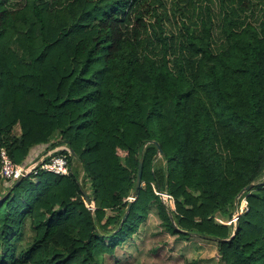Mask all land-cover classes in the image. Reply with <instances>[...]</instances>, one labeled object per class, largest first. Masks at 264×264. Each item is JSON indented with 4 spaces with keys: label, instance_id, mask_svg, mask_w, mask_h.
<instances>
[{
    "label": "trees",
    "instance_id": "16d2710c",
    "mask_svg": "<svg viewBox=\"0 0 264 264\" xmlns=\"http://www.w3.org/2000/svg\"><path fill=\"white\" fill-rule=\"evenodd\" d=\"M9 1L0 148L18 166L61 146L76 158L57 151L68 175L1 180L0 264H103L151 211L180 240L214 241L219 264H264V26L239 20L234 0H218L217 39L207 6L183 17L201 0H172L176 33L164 27L166 0ZM236 211L233 234L218 217ZM26 228L31 243L14 246Z\"/></svg>",
    "mask_w": 264,
    "mask_h": 264
},
{
    "label": "rangeland",
    "instance_id": "374dc122",
    "mask_svg": "<svg viewBox=\"0 0 264 264\" xmlns=\"http://www.w3.org/2000/svg\"><path fill=\"white\" fill-rule=\"evenodd\" d=\"M201 0L197 4L196 10L184 13L183 17L197 21L199 7L207 6L209 8V17L213 20V34L217 39L219 37V23L221 22L222 10L218 0ZM18 0H10V5H15ZM165 7L168 19L164 20V27L167 33H176L178 31L179 15L174 18L171 10L172 0H166ZM233 6L237 13V18L245 23H249L257 29L264 26V0H234ZM188 23V20H186ZM19 133V128L16 127ZM73 169L79 172V182L82 180V168L74 162ZM1 184V179H0ZM87 195L89 192V184H87ZM4 189L0 185V193ZM240 205L247 207L245 200H241ZM91 207L94 211L93 203ZM172 209V208H171ZM240 214V213H239ZM238 212H234L231 220L225 216L218 217V221L223 224L235 226ZM33 238V233L28 229H24L22 234L14 241L16 247H27ZM103 264H219L217 246L214 241L191 236L187 240H180L176 236L170 235L155 212L151 211L147 218L140 224L139 229L130 240L119 246L113 256H104Z\"/></svg>",
    "mask_w": 264,
    "mask_h": 264
},
{
    "label": "built area",
    "instance_id": "2783aa9c",
    "mask_svg": "<svg viewBox=\"0 0 264 264\" xmlns=\"http://www.w3.org/2000/svg\"><path fill=\"white\" fill-rule=\"evenodd\" d=\"M69 154L67 148L63 149ZM59 149H54L46 154L40 156L38 160L26 166L16 165L9 157L5 148H0V179L4 180H18L19 178H24L29 174H37L38 172H45L55 175H68L69 165L68 159L65 155L57 154ZM162 201L174 209L173 199L165 194H159Z\"/></svg>",
    "mask_w": 264,
    "mask_h": 264
},
{
    "label": "water",
    "instance_id": "95a60500",
    "mask_svg": "<svg viewBox=\"0 0 264 264\" xmlns=\"http://www.w3.org/2000/svg\"><path fill=\"white\" fill-rule=\"evenodd\" d=\"M150 143L151 144H154L156 146V148H157V156H160L161 157L162 156V151H161V148L158 145V143H156V142H150ZM68 150H69L70 155L72 157L76 158V155L74 154V152L71 149H68ZM142 168H143V160H142V158H140L139 161H138V168H137V175H136V184H135V188H134V190H133V192L131 194V197H130V204H131V202H133L136 199V196L138 194V191H139V189L141 187ZM21 180H22V178H19L15 182V184H14V186L12 188H14L15 186H17L21 182ZM253 187H254V184H250V185L246 186L242 191H240V193L236 196L235 206L238 205V202H239V199L241 198V196L245 192L250 191ZM84 201H85V204H86L87 208L89 209V211L91 213H93V209L91 207V202H90V200H89V198H88V196L86 194H84ZM130 204H129L128 208L130 207ZM126 214H127V211H126L123 219L125 218ZM237 227H238V216H237L236 221H235V227H234L233 234L235 233Z\"/></svg>",
    "mask_w": 264,
    "mask_h": 264
},
{
    "label": "crops",
    "instance_id": "0c3cea01",
    "mask_svg": "<svg viewBox=\"0 0 264 264\" xmlns=\"http://www.w3.org/2000/svg\"><path fill=\"white\" fill-rule=\"evenodd\" d=\"M64 148H66V147L61 146V147H58L56 149L63 150Z\"/></svg>",
    "mask_w": 264,
    "mask_h": 264
}]
</instances>
